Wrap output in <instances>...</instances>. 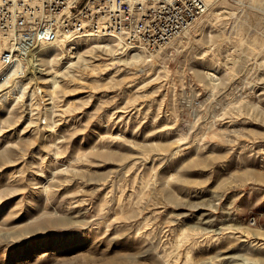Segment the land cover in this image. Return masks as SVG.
I'll use <instances>...</instances> for the list:
<instances>
[{"label": "rangeland", "instance_id": "obj_1", "mask_svg": "<svg viewBox=\"0 0 264 264\" xmlns=\"http://www.w3.org/2000/svg\"><path fill=\"white\" fill-rule=\"evenodd\" d=\"M92 40L0 77V264H264V0Z\"/></svg>", "mask_w": 264, "mask_h": 264}, {"label": "built area", "instance_id": "obj_2", "mask_svg": "<svg viewBox=\"0 0 264 264\" xmlns=\"http://www.w3.org/2000/svg\"><path fill=\"white\" fill-rule=\"evenodd\" d=\"M218 1L0 0V77L22 83L39 69L35 51L41 46L70 49L83 40L113 38L156 52Z\"/></svg>", "mask_w": 264, "mask_h": 264}, {"label": "bare ground", "instance_id": "obj_3", "mask_svg": "<svg viewBox=\"0 0 264 264\" xmlns=\"http://www.w3.org/2000/svg\"><path fill=\"white\" fill-rule=\"evenodd\" d=\"M222 12H224V10L222 11ZM222 12H220V13H222ZM89 40V39H88ZM95 40V41H94ZM94 40H92V42H95V43H97V45L98 46H105V47H110V45L108 44V43H105V41H107V40H116V39H113V38H94ZM91 42V41H90ZM81 43H82V41H81ZM87 43V42H86ZM88 43H89V41H88ZM100 43H105V44H100ZM85 44V43H84ZM79 45V44H78ZM129 46V45H128ZM78 48V47H77ZM139 55V53H134L132 56L133 57H135V58H137V56ZM10 75L9 74H4L3 75V77L4 78H7V77H9ZM51 76H53V75H51ZM50 82L52 83V85H53V87L55 88V86L57 85V79H56V75H54L53 77H51L50 78ZM19 85H17V89H18V92H17V94H19L20 92H22L21 91V89H22V85H20L19 87H18Z\"/></svg>", "mask_w": 264, "mask_h": 264}]
</instances>
